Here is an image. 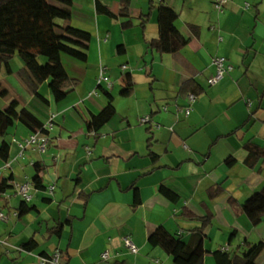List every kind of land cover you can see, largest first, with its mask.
Returning <instances> with one entry per match:
<instances>
[{"label": "crops", "instance_id": "obj_1", "mask_svg": "<svg viewBox=\"0 0 264 264\" xmlns=\"http://www.w3.org/2000/svg\"><path fill=\"white\" fill-rule=\"evenodd\" d=\"M160 3L178 13L176 25L189 39L175 55L149 48L159 36ZM122 8L121 0H73L71 19L60 24L90 33L91 40L87 62L62 57L70 78L78 81L65 100L54 101L49 81L37 87L41 96L36 95L24 61L15 68L19 55L11 61L12 74H0V109L12 114L11 103L18 101V112L26 108L43 124L54 117L46 153L28 149L17 158L13 140L37 131L20 117L0 136V166L11 164L6 173L11 185L32 182L33 163L41 162L45 169V190L34 187L29 203L34 211L14 216L22 200L13 188L8 201L0 200V209L9 215L0 222V264H42L40 257L56 251L62 264H175V243L194 244L198 219L209 213L213 224L205 230L204 264H216L215 251L242 254L246 243H264V219L254 227L229 204L230 199L244 203L264 187V163L247 166L244 147L252 141L264 148V0H229L223 12L215 9L214 0H155L152 10L151 0H129L134 25L128 28L122 25L126 18L105 12L117 14ZM147 14L143 27L141 18ZM120 46L124 54H119ZM217 57H225L233 70L210 85ZM101 67L113 81L112 89L102 88L112 94L116 115L100 131L90 132L91 114L108 103L98 86ZM127 74L134 92L123 97ZM189 81L200 92L186 116L188 94L180 92ZM144 116H151V123L142 124ZM229 159L235 163L229 165ZM162 186L178 200L165 197ZM216 187L221 194L210 198ZM56 226L60 234L50 231ZM126 237L139 253L124 245ZM31 240L36 247L27 251L23 246ZM106 251L111 256L103 261ZM257 264H264V251Z\"/></svg>", "mask_w": 264, "mask_h": 264}, {"label": "trees", "instance_id": "obj_2", "mask_svg": "<svg viewBox=\"0 0 264 264\" xmlns=\"http://www.w3.org/2000/svg\"><path fill=\"white\" fill-rule=\"evenodd\" d=\"M123 8L115 14L111 11H105L113 18H126L122 23L124 28L133 26L132 18L129 14V0H121ZM155 7V0H151V10ZM73 0H0V74H12L11 61L15 55H19L24 61L27 72L29 73L33 85L31 90L38 96H41L37 87L46 81H49L50 89L55 102L65 100L74 87L78 84L77 80L71 79L66 68L62 63V57L67 55L80 62H87L88 49L91 40L90 33L62 25L60 21H69L72 17ZM150 14L141 18V26L148 22ZM128 18V19H127ZM179 18L178 13L170 6L160 3L158 5V27L159 36L150 42L153 51L160 55H175L180 53L188 44L189 39L185 37L178 29L176 22ZM195 34L198 29L195 26L190 27ZM119 54H124L125 48H118ZM45 59V62H42ZM2 83L0 82V89ZM107 98V105L97 114H91L87 122V129L90 132L100 131L116 115L114 98L112 94L102 88ZM200 89L197 85L189 81L181 88V95L186 96L189 93L199 95ZM134 92L133 81L129 74L125 77V84L121 95L130 97ZM42 99L46 101L43 97ZM18 101H12L11 106L14 109L12 114H7L0 109V136H6L15 126L18 118H22L32 128L42 130L44 134V125L31 111L22 108L17 111ZM245 150L248 152L246 165L250 168H256L262 160L264 163V148L260 145L249 141L246 142ZM156 162L157 156L152 155ZM229 165H233L235 160H227ZM36 176L32 183L36 190H45L44 186V166L41 162L33 165ZM12 177L5 178L0 182V194L6 193L12 187ZM161 193L169 200L176 202L178 196L170 189L162 186ZM221 188H212L209 191V197L215 198L221 194ZM1 200V199H0ZM136 201H139L138 196ZM229 204L237 214H245L250 223L256 227L264 219V187L254 193L244 203H239L235 199H230ZM5 208V206H4ZM35 210L34 206L29 203L21 202L18 208L19 216H24ZM191 214V213H190ZM185 215L194 219L195 216ZM201 227L194 230V244H188L181 239L177 240L173 249L172 256L175 264H204L207 251L205 249V230L213 224V214L198 219ZM61 227L56 226L50 231L60 234ZM36 247L35 241L31 240L23 248L31 251ZM247 250L242 254L230 253L224 250H218L212 253L216 264H257L259 256L264 251V243L250 245L246 243Z\"/></svg>", "mask_w": 264, "mask_h": 264}, {"label": "built area", "instance_id": "obj_3", "mask_svg": "<svg viewBox=\"0 0 264 264\" xmlns=\"http://www.w3.org/2000/svg\"><path fill=\"white\" fill-rule=\"evenodd\" d=\"M229 0H214L215 9L219 12H223L226 5L228 4ZM214 64L216 66V73L215 75L209 80L210 85H216L219 83L229 72L233 70V66L230 65L225 57H217L214 60ZM128 67L126 65L122 66L123 70H126ZM103 84L106 85L108 89L113 88V81H111L110 77L107 75V68L101 67L99 78H98V86H102ZM95 94H97L95 92ZM198 95L194 93H189L187 95L188 103L184 107V113L188 116L192 111V105L197 100ZM167 110V108H165ZM54 117L51 118V121L44 125V130L49 133V131L53 130L54 128ZM152 118L151 116H144L140 119L142 124L151 123ZM160 125H156V129H160ZM13 142L17 145L19 152L17 158H24L25 152L28 149H37L41 153H46L49 147L50 139L48 134H44L42 130H37L35 133L29 135L22 140L14 139ZM88 154H90V149H88ZM34 165V163L32 164ZM11 169V164L7 163L4 166H0V182H2L5 178H8L6 173L8 170ZM14 190V195L19 197L23 202L30 203L33 199V190L34 185L31 181H26L22 183H15L12 185ZM49 192L52 193L55 190V185H52L48 188ZM0 199L3 201H8L10 199V195L6 193L0 194ZM14 216H19L18 211L13 213ZM9 220V215L0 209V222H7ZM124 245L130 250L132 254L139 253V248L137 245L132 241L130 237H126L124 239ZM110 253L108 251L104 252L101 255V259L103 261H107L110 259ZM40 262L42 264L50 263V264H62L61 262V253L59 251L54 252L49 257H40ZM159 262L157 261V264Z\"/></svg>", "mask_w": 264, "mask_h": 264}, {"label": "rangeland", "instance_id": "obj_4", "mask_svg": "<svg viewBox=\"0 0 264 264\" xmlns=\"http://www.w3.org/2000/svg\"><path fill=\"white\" fill-rule=\"evenodd\" d=\"M17 61L15 62V68H19V63H20V61H21V63H23L22 61V59L19 57V56H17ZM42 62L44 63L45 62V59H42ZM12 64V63H11ZM2 75V74H1ZM3 139L0 137V148L2 147L3 148V146H2V143H3ZM8 142H9V139L7 140ZM8 142H6V144H8ZM9 144H10V142H9ZM8 192V194H10V193H12V190H9V191H7Z\"/></svg>", "mask_w": 264, "mask_h": 264}]
</instances>
